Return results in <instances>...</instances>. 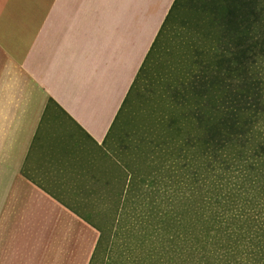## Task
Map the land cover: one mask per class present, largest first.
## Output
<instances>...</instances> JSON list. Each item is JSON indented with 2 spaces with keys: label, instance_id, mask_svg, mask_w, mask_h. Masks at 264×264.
<instances>
[{
  "label": "crops",
  "instance_id": "obj_1",
  "mask_svg": "<svg viewBox=\"0 0 264 264\" xmlns=\"http://www.w3.org/2000/svg\"><path fill=\"white\" fill-rule=\"evenodd\" d=\"M174 3L0 0V264H93L146 182L125 105Z\"/></svg>",
  "mask_w": 264,
  "mask_h": 264
},
{
  "label": "trees",
  "instance_id": "obj_2",
  "mask_svg": "<svg viewBox=\"0 0 264 264\" xmlns=\"http://www.w3.org/2000/svg\"><path fill=\"white\" fill-rule=\"evenodd\" d=\"M198 8L208 27L198 25L192 55L170 65L175 79L158 119L172 141L166 156L178 155L165 162L182 173L172 180L180 193L162 214L157 204L147 213L155 223L141 264H264V0H202Z\"/></svg>",
  "mask_w": 264,
  "mask_h": 264
},
{
  "label": "rangeland",
  "instance_id": "obj_3",
  "mask_svg": "<svg viewBox=\"0 0 264 264\" xmlns=\"http://www.w3.org/2000/svg\"><path fill=\"white\" fill-rule=\"evenodd\" d=\"M200 1L202 0H180L172 12L165 34L159 37L148 61L137 75L133 91L125 105V121L137 127H148L145 131L137 132L145 138V155L149 157V164L144 170L146 182L143 185L137 177L135 193L126 196L117 225L110 228L103 238L93 264H141L140 259L146 256L149 244L147 226L152 227L155 223L148 217L150 209L157 204V211L162 214V209L172 204L171 198H176L180 193L178 185H172V180L174 176L176 180L179 176L181 179L182 173L179 175V172H173L165 162L167 160L168 165L178 155L173 151V155L168 153L166 156V144H172V141L166 140L165 124L159 123L158 119L166 112L163 99L169 93L167 86L173 84L175 79V74H170V65L174 69V64L180 60L183 52L191 56L192 45L199 39L194 36V31L197 32L198 25L203 27L202 30L208 27L204 19L205 12H200L198 8ZM160 142L163 152L160 151L161 146L155 145ZM174 150L177 151L176 148ZM169 173H172V177ZM180 184L183 185L182 182ZM141 212L147 215L146 218L140 215ZM157 223L163 224L161 217L157 219ZM155 240L159 243L163 241L164 244L166 242V238L160 235ZM145 260V264L152 263L149 258Z\"/></svg>",
  "mask_w": 264,
  "mask_h": 264
}]
</instances>
